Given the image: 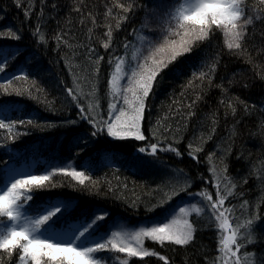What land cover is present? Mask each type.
<instances>
[{
	"label": "trees",
	"instance_id": "obj_1",
	"mask_svg": "<svg viewBox=\"0 0 264 264\" xmlns=\"http://www.w3.org/2000/svg\"><path fill=\"white\" fill-rule=\"evenodd\" d=\"M52 2L48 0L49 5ZM55 2L59 5L58 9L46 7L44 10L42 30L47 34V43L38 44L31 33L37 23L39 0H35L30 18L24 15V9L29 6L28 0H24L21 8L16 6L15 0H0V31L15 30L22 35L19 40L0 38V49L12 53L19 49L20 53L9 63L6 71L0 73V83L6 84L9 77L22 70L28 73V81H14L9 92L13 88L31 87L35 80L36 86L44 90L40 93L41 99L55 102L54 110H49L44 103H38L27 95H4L3 89H0V119L7 117L6 122L35 117L41 123L49 121L61 125L66 120H78L79 109L71 102L65 89L74 87L75 76L85 97L80 102L87 107L88 99H91L88 94L93 84L97 83L95 65L89 58L88 48H94L96 54L104 57L100 63L99 97L102 115L107 117V81L113 70L108 63L109 57L125 55V40L135 42L134 36L129 33L142 24L147 35L158 38L157 43L162 42L165 25L161 21L172 0H137L135 10L127 14L128 19L118 31L115 30L116 21L110 20L114 29L113 43L107 51L102 46V41L107 40L105 24L109 22L105 12L112 7L114 0ZM121 2L127 4L129 0ZM76 6L81 8V12L73 10ZM251 7L250 4L249 9ZM113 11L123 15L119 8H113ZM249 14L253 15L251 11ZM92 17L96 19L95 25ZM89 28L93 29L91 39ZM58 32L64 34L67 44L57 45L54 37ZM224 41L225 37L217 31L210 40L199 43L190 54L178 57L159 74L146 101L142 124L145 141L113 140L107 137L106 132L93 138L90 135L92 128L85 120L67 127L19 126L17 131L28 134L20 135L18 139H9L6 130H0V181L6 180L10 174H41L45 169L51 170L53 165L69 163L77 170L86 171L98 185L89 184L85 189L71 181L70 177L57 174L52 181L56 186L35 191L34 200L30 203L38 205L42 201L58 199L72 201L75 206L52 226L58 232L84 220L90 222L93 213L107 212L108 217L96 228L94 238H98L101 233L107 234L115 224L130 226L153 219L163 220L173 205L186 199L191 203L200 201L199 197H193L188 192L196 193L207 187L214 194L215 188L205 184L201 177L210 179L211 165L207 157L215 152L217 170L222 172L227 165L226 173L222 174L237 185L235 195L225 203L226 207H235L236 222L242 224L255 217L259 205L260 219L254 232L258 242L241 249L240 254L255 252L258 260L264 258V78L261 75L264 74V21L249 26L244 45L247 51L243 55L229 53ZM144 55H149L147 49ZM217 57L218 65L211 86L207 80L201 82L194 79V72L208 71ZM249 59L251 62H248ZM190 80L192 85H189ZM220 84L227 89L226 92L216 86ZM221 99L224 104L220 103ZM194 101L193 107L189 108ZM229 102L235 107V113L228 107ZM245 106L248 111H245ZM189 112L194 115L189 117ZM158 126L159 134L153 138V131ZM213 127L215 134L208 140ZM164 128L169 131H164ZM78 135L84 137L87 146L84 140L75 143ZM173 137L179 142L175 143ZM158 140L161 147L174 144L183 154L182 158L171 152L159 151L158 158L152 162V156L138 153V147H147ZM190 142L194 147L203 144V151L197 153L199 163L187 154ZM177 169L183 170L182 176L177 177L174 171ZM185 177L192 184L187 192H181L163 207L148 211L163 197V192L158 191L160 187L165 183L175 184L177 179L182 184ZM245 178L248 181L246 184L243 182ZM226 184L227 181L222 179V186ZM244 200L249 202L247 210L240 207ZM189 219L197 229L190 244H166L161 247L149 240L145 246L166 256L170 264H206V260H214L218 255V229L215 224L209 226L207 214L200 217L193 214ZM98 255L113 257L110 264L127 258L125 254L107 251ZM129 259L130 264H163L157 257ZM5 264L9 262L5 260ZM11 264H17L16 256H13Z\"/></svg>",
	"mask_w": 264,
	"mask_h": 264
},
{
	"label": "snow or ice",
	"instance_id": "obj_2",
	"mask_svg": "<svg viewBox=\"0 0 264 264\" xmlns=\"http://www.w3.org/2000/svg\"><path fill=\"white\" fill-rule=\"evenodd\" d=\"M16 6H24V0H15ZM40 10L37 12V23L31 35L37 39L38 44L47 43V34L42 30L44 21V10L51 7L58 9L59 5L53 0L49 5L48 0H39ZM252 5L249 9V5ZM28 7L24 9L26 18H30L35 0H28ZM137 0H129L127 4L121 0H114L112 7H108L105 12V24L107 37L102 41L103 48L107 51L113 43V26L110 20H115V30H120L121 24L128 19V13L135 10ZM146 7V5L144 6ZM113 8H119L123 15L114 13ZM81 12L79 6L73 9ZM249 11L253 15L249 14ZM91 16V14H89ZM147 21V17L145 18ZM257 21H264V0H172L167 6L164 18L161 23L165 25L162 29L163 41L157 43L158 38L151 37L145 33V25L133 29L129 35L134 36L135 42L125 40L123 48L125 55L109 57L108 63L113 67L109 73L108 84V109L107 117L102 115L99 97V72L100 63L104 57L96 54L94 48H88L89 58L95 65V75L97 83L93 84L92 91L88 94L87 107L80 102L84 99L80 86L76 83L74 76L72 88H66L71 102L79 109L78 120H66L57 125L55 122L45 121L41 123L38 118L29 117L28 119H17L8 121L7 117L0 119V130H6L9 139H18L20 135H27V132L17 131L19 126H35L41 128H50L54 126H70L77 124L79 120H85L91 126V137L96 138L104 135L113 140L134 139L135 141H145L146 136L142 130V124L145 119L147 109L146 101L153 88L155 87L159 74L169 65L173 64L178 57L190 54L199 43L208 41L219 31L225 37V45L231 54L243 55L247 49L245 41L248 36L249 26H253ZM83 23V20L81 21ZM93 25L96 24L95 17H92ZM89 38L91 39L93 29L89 28ZM62 33L58 32L54 39L57 45L67 44L63 39ZM0 38H10L19 40L22 35L15 30L0 31ZM147 49L149 55L145 56ZM130 52V55H129ZM19 49L15 53L6 52L0 49V73H4L9 63L19 55ZM218 57L208 69L193 73L194 79L201 82L207 80L211 86L214 74L218 65ZM248 62H251L249 59ZM71 67V65H66ZM203 68L204 65L202 64ZM264 78V74H261ZM27 72L21 70L19 74L9 77L5 83H0V89H3L4 95L15 94L16 96H25L36 100L38 103H44L49 110H54V101L41 99L40 93L44 90L36 86L35 80L31 87L23 89L13 88L9 92V87L16 80L28 81ZM193 81H189L192 85ZM222 91L226 92L222 84L216 85ZM247 87V85H245ZM122 99V103H120ZM200 99V96H197ZM238 99V98H237ZM221 104L224 100L221 99ZM243 103V101H241ZM189 105V108L193 107ZM228 107L235 113L236 109L232 103ZM245 111H248L245 106ZM189 117L194 113L189 112ZM215 124V120H213ZM159 125V122H158ZM215 127L212 128L208 140L215 134ZM164 131H169L164 128ZM159 134V126L153 131V138ZM174 142L178 143L173 137ZM84 140L82 135L75 137V143ZM207 140L204 141L206 143ZM85 146L87 141L84 140ZM188 156L199 163L197 153L203 151V144L194 147L190 142L188 145ZM138 153L152 156L155 162L159 151L174 153L178 158L183 154L174 144H168L165 147L160 146V141L152 143L147 147H138ZM216 153H209L207 157L210 179L201 177L205 184L215 188V193L209 192L208 188L191 193L193 197H199L198 203H189L187 206H179V214L176 215V209H172L163 220L153 219L146 221L139 226L128 227L127 225H116L111 230L110 235L105 234L94 238L95 231L99 222L108 217L107 212L93 213L92 219L84 220L78 224L69 225L64 233H55L53 225L64 218V216L75 206L71 200L58 199L56 201H42L38 205H33L34 192L44 190L49 187H55L52 182L57 174L64 177H70L82 188H88L89 184L98 185L91 175L86 171L77 170L70 163L68 165H53L51 170L45 169L41 174L20 173L9 175V178L0 181V264H5V260L11 264L13 256L17 257V264H110L113 257H104L98 255L101 252H113L125 254L127 258H121L120 264H130L129 258L144 259L147 257H157L163 264H170L169 259L157 252L155 249H148L145 246L146 241H152L161 247L166 244L186 246L194 240V233L197 229L190 222L189 217L195 214L197 217L208 215L209 226L215 224L218 229V255L212 261L206 264H264V258L258 260L255 252L241 255V249H246L250 244L257 243L255 236V225L259 222V205L257 206L256 216L246 220L244 223L236 222L234 216L235 207L225 206L229 197L234 196L236 184L222 173H226L227 165L221 171L217 170L214 163ZM177 177L183 175L182 169L174 170ZM222 179L227 181L222 186ZM88 182V183H86ZM248 182L247 178L243 181ZM231 185V187H228ZM75 187V185H73ZM192 187L189 178L185 177L183 183L175 184L165 183L158 191L163 192V197L158 204L148 209L154 211L156 207H163L181 192H187ZM165 189H168L165 191ZM111 190V188L109 189ZM243 196V193H240ZM135 203V202H133ZM242 209L247 210L249 202L244 200L240 205ZM35 212L36 214H30ZM172 216V219H168Z\"/></svg>",
	"mask_w": 264,
	"mask_h": 264
},
{
	"label": "rangeland",
	"instance_id": "obj_3",
	"mask_svg": "<svg viewBox=\"0 0 264 264\" xmlns=\"http://www.w3.org/2000/svg\"><path fill=\"white\" fill-rule=\"evenodd\" d=\"M129 55H130V52H129ZM114 70V69H113ZM112 70V71H113ZM9 177H7V179H8ZM189 203H191L188 199H186L184 202H180L179 204H176L174 207H172V208H170L169 210H168V213L172 210V209H176V215H178L179 214V206H187ZM34 215V214H33ZM168 215V214H167ZM173 217L172 216H168V219H172ZM163 222H167V220H164ZM141 224H143V223H139V224H135V225H130V226H128V227H132V226H139V225H141ZM116 225H124L123 223H118V224H115L112 228H109L108 230V232H107V234L108 235H110V232H111V230H114V227L116 226ZM55 231V230H54ZM67 230H65V231H61V232H58V231H55V233H64V232H66ZM106 234V232L105 233H101L100 234V236H103V235H105ZM121 259V258H120ZM120 259L119 260H117L116 262H117V264H120Z\"/></svg>",
	"mask_w": 264,
	"mask_h": 264
}]
</instances>
